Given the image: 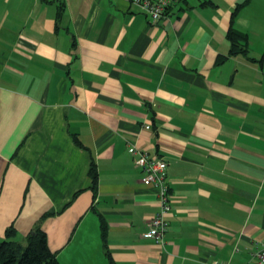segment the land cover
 Returning a JSON list of instances; mask_svg holds the SVG:
<instances>
[{
  "label": "crops",
  "instance_id": "1",
  "mask_svg": "<svg viewBox=\"0 0 264 264\" xmlns=\"http://www.w3.org/2000/svg\"><path fill=\"white\" fill-rule=\"evenodd\" d=\"M133 145L168 161L162 245ZM37 224L61 264H252L264 0H175L159 20L133 0H0V238Z\"/></svg>",
  "mask_w": 264,
  "mask_h": 264
},
{
  "label": "built area",
  "instance_id": "2",
  "mask_svg": "<svg viewBox=\"0 0 264 264\" xmlns=\"http://www.w3.org/2000/svg\"><path fill=\"white\" fill-rule=\"evenodd\" d=\"M142 10L150 14L153 20H159L168 14L170 6L175 0H133ZM129 150L136 153L137 163L143 171V182L152 183L158 188L160 208L153 213L149 220V228L145 234L158 244H164L165 233L169 227L167 214L170 210V193L167 179L168 161L159 155H152L147 150L130 146ZM252 264H264V238L261 239L253 251ZM215 264H225L216 261Z\"/></svg>",
  "mask_w": 264,
  "mask_h": 264
},
{
  "label": "trees",
  "instance_id": "3",
  "mask_svg": "<svg viewBox=\"0 0 264 264\" xmlns=\"http://www.w3.org/2000/svg\"><path fill=\"white\" fill-rule=\"evenodd\" d=\"M243 4L244 2L237 5L233 16ZM228 35L231 39L233 52H237V50L247 51L245 46L247 35L244 32L232 26ZM240 38L243 41L242 46L238 44ZM91 174L93 186L96 187L97 174L94 164L91 167ZM0 264H61V262L49 247L46 231L41 224H37L24 240L16 238V231L12 226L7 228L5 235L0 238Z\"/></svg>",
  "mask_w": 264,
  "mask_h": 264
}]
</instances>
